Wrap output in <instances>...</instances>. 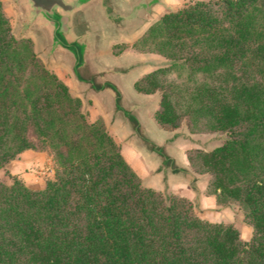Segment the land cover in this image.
<instances>
[{"label":"trees","instance_id":"1","mask_svg":"<svg viewBox=\"0 0 264 264\" xmlns=\"http://www.w3.org/2000/svg\"><path fill=\"white\" fill-rule=\"evenodd\" d=\"M261 6L264 0L184 5L135 42L136 48L147 38L165 40L160 49L136 50L172 61L134 84L138 93L161 94L154 115L161 128L180 127L162 86L164 73L184 65L206 74L223 68L228 78L239 80L247 59L264 63V37L257 27ZM16 44L0 1V166L36 150L26 135L31 129L35 139L48 141L60 168L42 190H30L18 179L9 186L0 182V264H264V101L258 89L242 84L232 103L217 100L208 108L212 132L226 133L227 139L210 151L186 152L191 170L208 176L207 194L216 204L243 210L252 229L246 242L230 224L199 219L186 198L173 195L166 201L142 186L103 120L88 124L80 99L34 55L26 80L40 83L26 82L21 90L27 66L18 62L17 74L8 56ZM48 76L54 83L50 88L42 82ZM62 102L69 108L63 119L71 117L85 128V142L76 139L64 149L60 143L66 139L56 125L63 110L53 114ZM82 152L88 155L67 160Z\"/></svg>","mask_w":264,"mask_h":264},{"label":"rangeland","instance_id":"2","mask_svg":"<svg viewBox=\"0 0 264 264\" xmlns=\"http://www.w3.org/2000/svg\"><path fill=\"white\" fill-rule=\"evenodd\" d=\"M0 1L2 11L10 27V36L18 42L14 47H11L12 51L8 52V56L10 57L9 63L14 67L17 74L18 68L16 64L18 62H22L27 66V71L20 78L22 83L20 84L21 90L25 89L26 82H29V85H37V83H40L35 79L26 80L29 78L31 69L29 58L31 55H34L48 73L54 74L67 86L72 97L78 98L77 95L82 97L84 104L80 100L81 112L88 124L95 123L98 118H101L94 112L92 103L88 100L90 99L88 98L90 97L89 94H98V92L100 93L106 90L107 95L104 93L101 94L99 100H101L104 109L108 112L107 114L111 122L114 119L123 120L132 130L130 133L125 131V129H119L118 131L114 130L113 133L104 123L106 132L113 138L114 142L118 146L120 145L115 139V135L123 138V140H128L130 136H135L138 140L146 141L144 142L146 144L145 146L163 158V150L160 148L157 150L156 147L150 145V142L146 140L147 138L145 139L146 136L136 120V115L140 114V112L146 113V111H152L153 116V112L159 105L161 94L155 93L156 95H154L152 100L146 96H135L136 94L132 87V83L135 80L131 77L141 68V65H139L141 63L130 59L113 62L108 55H111L112 50L113 54H116L132 46L135 50L137 48L138 51L160 49L165 40L160 38H147L145 41L142 40L135 48V42L141 36L137 39L127 38V41L133 42L132 45H129V43L128 45L112 44L113 46L111 47L110 40H113L111 39L114 36L113 32L111 30L100 32L99 26L101 22L104 23L105 15L109 19L114 20L116 17H119L120 2L118 0H101L106 12L98 8L93 11L90 10L91 4H87L91 3V0H82V3H80L81 0H64L68 4L75 5L79 3L69 13L60 12L69 18L67 33L60 31L61 27L59 22H56L57 31H55L44 17L37 16L33 13L29 0ZM207 1L188 0L185 5ZM84 3H87V6L83 5ZM258 10L257 27L264 37V6L258 7ZM82 33H84V37L81 36ZM28 41L30 43H27ZM102 62L104 64L107 63V69H104L103 65L98 66ZM158 62L155 63L157 65L155 68L159 66H161L160 68H167L172 64L171 60L162 56ZM137 65L139 66L136 67ZM242 67L237 74L239 80L228 78L226 74L227 69L217 68L215 72L206 74L205 72H195L188 65L170 70L161 76L162 86L165 88L174 105L180 127L183 126V128L188 130V126L192 130L191 132L188 131L195 135L194 138H191L181 131L178 135L181 136L180 138L183 141H188L189 139L194 144L200 146L201 149L198 150L202 151H210L214 147L223 144L227 139V134L223 132H212L214 122L208 113V108L213 109L215 107L214 103L217 100L232 103L235 96V88H238L242 84L258 89L261 94L260 103H263L264 63L258 59L251 58L249 60L247 59ZM130 70L132 71V75L130 74ZM82 80L89 82L85 83ZM42 82L44 83L43 85L49 88L51 85H54L49 76L43 79ZM62 103L61 106L55 105L53 107V114L57 115V111L59 110L61 113V109L64 111L61 114L59 113L60 115H58L56 123L57 128L61 130L66 139V141L60 143V146L64 149L65 147L69 148L72 141L76 139L80 140V142H85L83 140L85 128L78 120L74 121L71 117H65L63 119L62 114L65 115V111L69 108L66 103ZM25 104L27 103L25 102ZM125 105L128 107L124 108ZM130 105L132 106L129 107ZM23 108V105H19L16 109L17 113H21ZM151 123L154 127H157L153 117H151ZM149 130L150 136L155 135L151 126H149ZM26 135L36 147V150H26L17 155L13 160L2 164L0 166V182L9 186L13 183L14 179H18L30 190H42L45 188L47 182L55 179L56 171L60 168V164L48 141L46 144H43V142L35 139L32 136L31 129L28 130ZM94 151L98 150L95 149ZM87 153L72 154L67 160L77 161L87 156ZM142 186L144 185L142 184ZM160 195L166 201L173 198V195L166 193H160ZM220 207H226V210L222 214L215 216L214 219L218 222L211 223L230 224L238 231L240 239L248 242L252 237V229L244 218L243 210L235 205ZM194 214L202 221H207L202 218L203 215H200L195 210ZM208 217L211 218V215Z\"/></svg>","mask_w":264,"mask_h":264},{"label":"crops","instance_id":"3","mask_svg":"<svg viewBox=\"0 0 264 264\" xmlns=\"http://www.w3.org/2000/svg\"><path fill=\"white\" fill-rule=\"evenodd\" d=\"M120 11L119 17L116 19H109L107 15L104 16V23L100 24V32H105L111 30L114 34L110 40V46L112 47L115 44H127L132 45L133 42H129L126 39L132 38L137 39L145 34L148 28L158 21L163 15L169 12H175L181 9L188 0H118ZM84 3L83 5H86ZM91 4V5H90ZM90 10L100 9L104 10L101 0H91ZM86 5V6H87ZM85 12V11H84ZM106 12V11H105ZM105 12H103L105 14ZM84 37V33L81 34ZM113 44V45H112ZM133 47V46H132ZM126 48L119 54L108 55L113 62H121L123 60H136L137 63L140 62L141 68L132 75V79L135 81L132 83L135 96H146L151 100L156 94H141L138 93L134 84L140 78L146 74L160 68L161 66L155 68L159 63L160 55L153 53H140L134 48ZM111 50V49H110ZM95 62V61H94ZM153 63V64H152ZM106 64V65H105ZM100 63L103 65L104 69H107V63ZM137 65L136 67H138ZM102 67V68H103ZM127 76V75H126ZM131 79V81H132ZM85 83H88L87 80H82ZM130 81V82H131ZM129 82V84H130ZM81 86L80 84H77ZM107 91L98 92V94L90 93L88 98L91 101L94 112L98 114L107 128L113 132L114 130L125 129L127 132H132L131 127L127 126L123 120L114 119L111 122L109 115L104 109L99 96L101 94H106ZM78 98L84 104V101L81 96L77 95ZM124 97V95H123ZM122 97V99H123ZM130 105L129 107H131ZM128 106H124L127 108ZM153 109V108H152ZM156 110L140 112L137 114L136 120L140 128L143 130L145 139L150 142V145L160 148L164 152L163 158L160 157L154 151L149 150L141 139H137L135 136H130L128 140H123L121 137L115 135V139L120 144L121 153L125 161L129 164L135 174L140 178L142 184L159 193H166L169 195L179 196L189 200L193 208L200 215H203V219L209 222H218L214 218L218 214H222L226 207H220L216 204V200L213 196L207 194V184L208 177L207 175H200L194 173L188 163L186 152L190 149H201L200 146L194 144L189 139L182 140L180 137L181 131L189 135L191 138H194L195 135L191 134L183 126L179 127L174 131H167L160 127V125L155 120ZM114 110V108H113ZM151 117L155 122L157 127H154L151 123ZM151 126L152 131L155 135L150 136L149 126ZM110 123V124H109ZM128 128V130H127ZM130 128V129H129ZM158 128V129H157ZM114 133V132H113ZM187 139V138H186ZM218 147V146H216ZM214 147V148H216ZM213 148V149H214ZM207 151V150H206ZM165 159V161H164ZM219 209V210H218ZM211 215V218L208 217Z\"/></svg>","mask_w":264,"mask_h":264},{"label":"water","instance_id":"4","mask_svg":"<svg viewBox=\"0 0 264 264\" xmlns=\"http://www.w3.org/2000/svg\"><path fill=\"white\" fill-rule=\"evenodd\" d=\"M83 1L81 0L80 3ZM30 7L33 13L37 16L44 17L51 27L56 30V22L60 23V31L67 33L68 31V22L69 18L62 13H69L74 8H76L78 4H68L64 0H29Z\"/></svg>","mask_w":264,"mask_h":264}]
</instances>
